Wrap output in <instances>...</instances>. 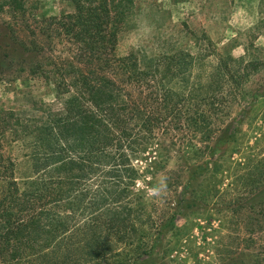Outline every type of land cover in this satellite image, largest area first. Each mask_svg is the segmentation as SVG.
<instances>
[{"label": "trees", "instance_id": "1", "mask_svg": "<svg viewBox=\"0 0 264 264\" xmlns=\"http://www.w3.org/2000/svg\"><path fill=\"white\" fill-rule=\"evenodd\" d=\"M59 1L72 10L28 15V0H14L9 11L25 23L12 52L53 99L40 100L33 124L8 127L14 113L0 112V134L29 152L19 157L0 140V264H144L176 219L159 210L156 176L185 191L230 173V188L214 190L247 201L235 249L244 260L223 262L264 264V198L256 200L264 155L251 153L236 169L220 161L239 131L223 127L240 83L234 66L219 61L203 79L192 77L195 57L182 49L154 59L119 55L134 0ZM173 156L174 172L166 166Z\"/></svg>", "mask_w": 264, "mask_h": 264}, {"label": "rangeland", "instance_id": "2", "mask_svg": "<svg viewBox=\"0 0 264 264\" xmlns=\"http://www.w3.org/2000/svg\"><path fill=\"white\" fill-rule=\"evenodd\" d=\"M13 1L0 0V112L7 116L10 111L14 113L12 118H4L8 127L18 122L33 124L40 100L53 99L39 80L25 72L24 63L12 52L16 40L23 37L25 25L19 18L11 17ZM71 10L70 4L59 0H28V15L50 17ZM175 49L195 57L192 77L207 79L219 61L234 66L233 74L240 83L233 90L223 127L230 133L235 127L239 131L221 156L222 169L235 168L236 161L251 153L264 155V97H252L262 95L264 88V0H134L118 37L117 53L126 55L134 51L140 59H154ZM246 63L254 66L241 71ZM0 140L8 145L11 138L0 134ZM19 145L12 142L8 146L14 147L19 157L29 153ZM166 166L169 171L177 170L174 156ZM233 174L223 180L220 174L207 175L185 191L182 186L163 187L164 175L156 176L158 187L153 193L162 203L159 210L167 217L175 214L176 219L144 264H224L226 255H235L237 263L244 260L239 256L241 248L235 249L241 243L247 201L233 197L231 190L223 195L214 190L230 188ZM170 177L175 179V174ZM187 177V172L181 174V185ZM263 198L264 186L256 200ZM235 203L240 205L233 206ZM241 209L244 215L234 219L231 211ZM236 224L239 230H234Z\"/></svg>", "mask_w": 264, "mask_h": 264}]
</instances>
